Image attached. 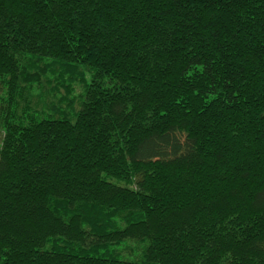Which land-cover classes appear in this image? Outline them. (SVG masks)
<instances>
[{"label": "trees", "instance_id": "1", "mask_svg": "<svg viewBox=\"0 0 264 264\" xmlns=\"http://www.w3.org/2000/svg\"><path fill=\"white\" fill-rule=\"evenodd\" d=\"M0 264H264V0H0Z\"/></svg>", "mask_w": 264, "mask_h": 264}]
</instances>
